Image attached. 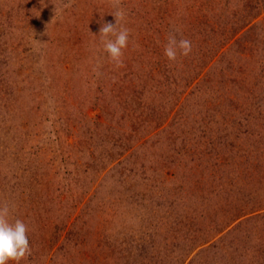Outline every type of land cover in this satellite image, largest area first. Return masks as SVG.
<instances>
[{
  "label": "rangeland",
  "instance_id": "374dc122",
  "mask_svg": "<svg viewBox=\"0 0 264 264\" xmlns=\"http://www.w3.org/2000/svg\"><path fill=\"white\" fill-rule=\"evenodd\" d=\"M4 205L19 264H264V0H0Z\"/></svg>",
  "mask_w": 264,
  "mask_h": 264
},
{
  "label": "clouds",
  "instance_id": "9594fccd",
  "mask_svg": "<svg viewBox=\"0 0 264 264\" xmlns=\"http://www.w3.org/2000/svg\"><path fill=\"white\" fill-rule=\"evenodd\" d=\"M115 2L118 4L119 0H115ZM124 15L123 10L118 9L113 14L115 24L104 22L99 29L104 51L117 66L123 64L121 59L123 49L127 47L130 35L127 28L117 30V23L124 19ZM178 50L180 55L188 56L192 51V42L186 38L177 40L175 35H169L164 47V55L168 60L174 61L177 58ZM28 255H31V248L27 237V225L19 219L10 222L8 206H0V264H6L8 260L16 261V264H19Z\"/></svg>",
  "mask_w": 264,
  "mask_h": 264
}]
</instances>
